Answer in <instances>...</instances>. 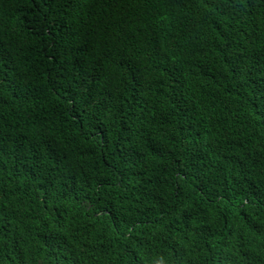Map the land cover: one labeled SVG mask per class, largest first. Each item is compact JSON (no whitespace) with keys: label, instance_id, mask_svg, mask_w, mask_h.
Wrapping results in <instances>:
<instances>
[{"label":"trees","instance_id":"1","mask_svg":"<svg viewBox=\"0 0 264 264\" xmlns=\"http://www.w3.org/2000/svg\"><path fill=\"white\" fill-rule=\"evenodd\" d=\"M0 264H264V0H0Z\"/></svg>","mask_w":264,"mask_h":264}]
</instances>
